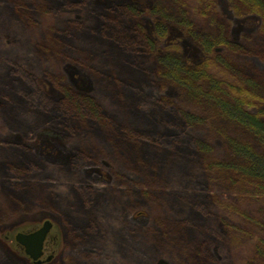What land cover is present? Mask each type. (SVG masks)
<instances>
[{"label": "trees", "instance_id": "obj_1", "mask_svg": "<svg viewBox=\"0 0 264 264\" xmlns=\"http://www.w3.org/2000/svg\"><path fill=\"white\" fill-rule=\"evenodd\" d=\"M31 1L0 0V44L7 45L9 40H5L3 36H11L16 45L22 47L19 52L7 49L8 52L16 54L15 57L10 56L17 64L24 60V55L33 51L35 42L42 46V38L37 34L40 24L43 23L45 33L54 27L42 15L45 11L30 9ZM79 1L84 3V0H78L75 5L80 6ZM169 1L150 0L152 5L147 4L148 0L135 5L113 3L107 7L108 11L101 12L91 11L84 3L80 14L86 12L90 15L91 11V15H97L101 21L100 30L96 29L94 22L88 26L77 24L78 27H84L77 38L73 30L66 29L69 28L67 25L57 31L55 46L58 42V48H63L62 51L67 57L81 59L86 50L90 54H101L99 61L104 64L94 69L104 79H113L112 84L116 85L117 93L123 94L122 89L125 91L128 88L134 97H125L124 104L117 103L112 108L104 104L103 107L97 106L88 99V111L82 113L80 110L75 113L76 121L72 119L75 114L59 120V113L54 112V109H40L44 115L53 113V118L50 117L49 120L50 128L60 132L67 130L64 137L68 139V143L61 133L58 134L63 137L70 152L79 150L86 154L85 161L79 165L71 164L74 169L65 168L61 171L57 168V174L48 166V162L43 166L45 156L36 147L44 145H39L36 137L42 136L46 131L44 126L47 125V120L43 122L39 119V122L36 118L27 122L21 121L18 116L20 114L16 119L9 114L20 124L17 131L23 138L25 135L29 139L17 142L4 139L10 146L11 150L8 152L12 157L6 156L7 162L0 166V226L7 225L11 219L23 212L22 209L29 211L33 207L53 205V199L63 203L66 209L71 208L59 195L42 189L50 187H47L48 184L41 185L40 181L50 177L55 180L60 176L67 179H86L88 171L83 170L94 167L90 164L92 152L84 151L83 145L75 141L76 136H82L78 133L83 126L82 120L86 122L84 126H92L95 130L108 121H116L121 127L131 128L134 133L138 131L137 138H140L142 147H136L135 160L137 165L143 167L149 179L152 182L158 180L165 187L171 181H176L171 183L174 191L170 195L168 193L167 197L162 198L160 194L153 200L163 202L159 203L160 208L155 211L157 213L152 214V236L161 234L166 237L153 242L165 250H157L161 253L159 256H152L150 250H133L135 245L141 243L131 239V236L135 237L134 224L132 230L125 235L108 224L114 235L119 232L121 234L120 244L123 250H116L114 257L117 264H170V251L175 255L173 250H176L172 245L171 235L178 229V225H184L183 247L187 249L186 253H193V264H264V61L257 57L258 54L264 56V27L247 40H234L226 33L222 22L225 20L217 13L221 21L217 22L215 32L206 34L205 37L206 35L197 33L191 21H186L184 6L180 0H172L176 5L175 10L170 9L172 4ZM232 2L237 14L259 12L264 24V0ZM36 11L41 14V18L36 16ZM146 13L154 22L151 33H148L145 26V18L148 17ZM47 14L54 19L51 13ZM70 17L64 18L65 22H77V18ZM172 26L181 29L183 34L200 44L205 58L200 61L188 60L175 54L173 48H165L164 39ZM92 34L100 35L101 43L104 42L106 46L108 39H104V35L125 40L127 44H121V49L116 47L120 52L115 53L114 50L108 53L101 43L92 40L95 38L91 37ZM60 35L68 39L67 46L64 47L59 41ZM71 37L78 41L84 39L80 44L76 43V51L73 50L75 41ZM3 46H0V56L9 55L6 51L3 52ZM219 47L222 50L219 51ZM22 51L23 56L19 54ZM107 54H111L112 58L108 59ZM251 58L262 62L255 74H249L242 67L243 61ZM5 89L0 90V95L4 97L6 109L10 111L11 107L16 108L18 105L15 102L18 98L15 99L14 95L11 98ZM165 90H170L172 95H167ZM140 101L141 103L135 104ZM30 104L38 108L35 103ZM133 104L135 105L132 106ZM118 105L128 111L127 121L118 122L114 118L122 111ZM198 130L203 131L204 135L198 134ZM30 132L37 135L31 138ZM130 134L133 135L132 132ZM225 144L232 152L231 156H228V151L222 155ZM51 171H54L52 173L55 176L51 175ZM109 174L113 176V172ZM98 191L96 195L99 198H95L96 195L92 192V195L88 194L89 200L100 203L105 189ZM113 201L114 199L111 202ZM145 203L146 201L136 198L130 205L132 208H139L146 206ZM69 213L67 211L68 215ZM62 215L64 218L68 217L64 212ZM140 215L143 216L142 213ZM102 219V214H99V220ZM72 221L71 228L75 234L72 241L81 239L78 233L81 234L82 231L86 232L85 235L89 231H102L96 224L84 228L82 224ZM118 246L117 243V248L120 247ZM155 246V249L158 248ZM72 251L76 256L72 258L70 255L72 263L67 260L65 264H99L97 250ZM0 252V264H16L3 250ZM103 261V264H116L110 258Z\"/></svg>", "mask_w": 264, "mask_h": 264}, {"label": "rangeland", "instance_id": "obj_2", "mask_svg": "<svg viewBox=\"0 0 264 264\" xmlns=\"http://www.w3.org/2000/svg\"><path fill=\"white\" fill-rule=\"evenodd\" d=\"M142 1L144 0H84V3L91 11L98 10L101 12L102 10L108 11L107 7L113 3H129L135 5ZM77 2L78 0L31 1L29 4L30 9L45 11L42 15L51 21L54 27L52 29L50 28V32L47 30L45 33L43 23L40 24L37 34L42 38V46L38 42H35L32 48L33 51H30L31 53L24 56V51L19 53L24 59L20 64H17L11 57H15L16 54L8 52L7 49L19 52L22 47L16 45L13 37L3 36V38L9 40V42L7 45L3 46V44H0V46H3V52L6 51L9 55L0 56V90L6 88L5 91L9 93L8 95L11 98L13 95L15 99L18 98V101L15 100V102H18V105L16 108L11 107L10 111L7 110L5 99L0 95V166L3 165L4 162H7L6 156L11 155L8 152L11 150L10 146H8L7 141L4 140L5 138L13 139L15 142L23 141L24 139L28 141L29 139L25 135L23 138L17 131V129L20 128V124H18V121L12 119L10 115H13L15 118L20 114L18 116H20L19 118H21V121L27 122H29L30 119L36 118L38 121L42 119L43 122L47 120V123H45L47 125L44 126L46 131L42 133V136L38 135L36 137L39 141V145L41 143H44V145L36 147L37 149L39 148L38 152L45 156L44 167L45 162H48V166L52 167L54 171L57 168L63 171L65 168L72 169L73 167L71 164L79 165L83 160L85 161L86 154H82L79 150H72L70 152L68 146L64 144L65 141L67 143L69 142L68 139L64 137L68 133L67 130L64 129V132H60L52 127L50 128L51 121L49 120L53 118V113H45L46 115H44L40 112V109H54V112L59 113V120H62L63 117H72L71 115L80 110L82 113H86V111H88L86 105L88 99L97 106H102V104H104L105 106L107 105L108 108H112V106L117 105V103L124 104V102H126L125 97H130L129 99L134 97L133 93L127 90L128 88H125V91L122 89L123 94L117 93L115 90L116 85L112 84L113 79L110 81L105 78V80L103 75L94 69V67H99L101 64H104L99 61L101 59V54H90L89 50H86V52L84 51V53H82L81 59L73 60L74 58L67 57L63 53V48H58V42L55 46L57 41L56 37L58 36L57 31L65 28L66 25L69 27L66 29L73 30L76 38L80 30L82 31L84 28L78 27L77 24L79 23H81V26H88L90 23L95 22L96 29L100 30L101 21L97 15L96 17L91 15V11L89 15L84 10L85 13L83 15L80 14L82 9H84V3L82 4V1H79L80 6H77L75 5ZM169 2L172 4L170 9L175 10L176 5L174 1L170 0ZM180 2L181 5L184 6L186 21H191L192 27H194V29L196 28L195 30L197 33L201 35L213 34L215 32L218 26L216 25L217 22H219V20L221 21V19L217 17V13L225 20L222 21L225 26V31L226 33L228 32L227 34H229V37L234 40H247L264 27L263 18L259 12L247 11L243 15L237 14L236 11H234L232 0H180ZM147 4L152 5L150 4V0H148ZM46 11H49L47 13H51L54 19H52ZM146 15L148 17L145 18V26L148 29V33H151L153 32L152 28L154 22L149 18L151 17L150 15L147 13ZM36 16L41 18V14L37 11ZM70 16L77 18L75 19L77 22L72 24L65 22L64 18H71ZM181 31V29L178 30L173 26L170 27L168 35L164 39L165 43L163 46L167 49L173 48V52L184 59L194 61L204 59L205 55L202 53L201 45L194 42L192 38L183 34ZM104 36L106 37H103L104 39H108V42H106L107 46L103 44L104 42L101 43L102 39L100 35H91V37H95L92 38V40L101 43L108 53H112L114 50L115 53L120 52L116 47H120L121 49L123 48L121 44H125V46L127 44L125 40L122 41L111 38L108 35ZM59 37L61 39H59V41L64 47L67 46L68 42L66 40L68 39L63 35ZM205 37H207V35ZM71 38L75 41L73 44L75 48L73 50L76 51V43L80 44L84 39L82 38L81 41H78V39L74 40L73 37ZM74 46L70 47L73 48ZM218 50H222V47H219ZM107 56L108 59L112 58L111 54H107ZM257 57H261L260 59L264 61L263 55L258 54ZM254 59L244 60L242 63L244 71L247 70L249 74H255L257 68L262 65V62ZM245 63H247V65ZM252 64H256V66L253 67ZM126 90L128 94H126ZM164 92L167 95H172L170 90H165ZM31 102L35 103L38 108L33 107V105L30 104ZM139 103H141V101L135 104ZM118 107L120 106L118 105ZM121 110L122 111L118 112L114 118L119 120L118 122L122 120L127 121L129 119L128 111L125 110V107L121 108ZM83 115L85 116L86 114ZM133 115H135V113ZM74 117H76V114L72 117V119L76 121L77 119ZM129 121L134 124L132 120ZM84 123L86 122L82 120L83 126L79 128L78 131L82 136L77 137L75 134V141L81 146L83 145L82 148L84 151L88 153L92 152L90 153L92 157L90 164L94 169L83 170L88 171L86 179H67L60 176L55 180H52V177H50L40 181L41 185L48 184L47 187H50V189L46 187H42V189L50 190L54 195H59L71 208L68 207L69 209H66L63 203L53 199V205L48 207H33L30 208L29 211L22 209L21 211L23 212H20L18 216L11 219L7 225L0 226V250H3L7 257L16 264H34L18 245L15 239L16 233L19 231L36 229L40 227L46 219H50L53 222V227L48 235L45 245V254L42 258L45 259L50 254H53V257L51 260L45 261L42 264H65L67 260H70V255H72V258L76 256L71 250H78L79 252L84 250H97L96 254L99 257L97 261L99 264H103V259L107 261V258L116 261L114 257L116 256V250H123L120 244V232L124 235L127 234L128 231L132 230V224H134L135 228L133 229L135 237L131 236V239H133V241L136 240L138 243L141 242L135 245L133 250H150L152 256H159L161 254L157 252V250H165L164 247L153 242V240L161 241V238L166 239V237L161 234H157L155 237L152 236L153 231L151 229L154 224L152 214L154 215L157 213L155 211L160 208L159 203L163 202L161 200H153L160 194H162V198L167 197L168 193L170 195V192L174 191L171 189L173 188L171 183H176V181H171L168 187H165L166 185L164 186V183L158 180L152 182L145 170L142 169L143 167L137 165V160H135L136 147H142V144L139 142L140 138H137L138 131L134 133L131 128L128 129L126 126L121 127L116 121H108L102 124L100 129L97 128L96 130L92 126H84ZM130 132L133 133L132 136ZM58 133L62 134L65 141ZM30 134L31 138L37 135V133L35 135L34 132H30ZM198 134L204 135L201 130H198ZM153 135L158 136V134ZM159 137L161 138V136ZM70 141H72V139ZM225 146L226 147L222 149L224 151L222 155L227 154L226 151H228V156H231L232 152L227 149L226 144ZM54 171H51V173ZM109 172H113V176H111ZM51 175L55 176L53 173ZM102 188L105 189V192L102 193L104 195L100 203L94 202L91 199L89 200L88 194L92 195L91 193L93 192L96 195V193L99 192L98 189ZM144 190L146 191L144 192ZM95 198H99V195H96ZM136 198L146 201V206H141L139 208L135 206L132 208L130 204L133 203ZM1 199L2 197H0V201ZM112 199H114L113 202H111ZM147 210L150 213L147 212ZM67 211L68 213L70 212L69 215ZM62 212L68 217H62ZM141 213L143 216L140 215ZM99 214L103 216L101 221L99 220ZM70 216L72 217L70 218ZM72 220L78 222L80 225L82 224L81 226L84 228L96 224L102 231H89L87 235H85V231H82L83 233L81 234L76 232L81 239L72 241V236H75L71 228L73 225ZM108 224L112 225L120 232L114 235L108 227ZM184 230V225H178V229L171 235L172 245L176 250H173L175 255L170 251V264H193L191 263L194 257L193 253H186L187 249L183 247L182 236L184 235ZM117 243L120 246H118L119 248H117ZM155 244L158 246H155ZM154 246L158 248L155 249ZM129 248L128 250H130ZM168 250H171V248ZM181 253L183 254L181 255ZM68 262H71V260ZM96 264L98 263L96 262ZM111 264H115V262Z\"/></svg>", "mask_w": 264, "mask_h": 264}, {"label": "water", "instance_id": "obj_3", "mask_svg": "<svg viewBox=\"0 0 264 264\" xmlns=\"http://www.w3.org/2000/svg\"><path fill=\"white\" fill-rule=\"evenodd\" d=\"M52 227L53 222L46 219L40 227L28 231H19L15 235L18 245L34 264H42L53 257V254H50L45 259L42 258L45 254L46 241Z\"/></svg>", "mask_w": 264, "mask_h": 264}, {"label": "flooded vegetation", "instance_id": "obj_4", "mask_svg": "<svg viewBox=\"0 0 264 264\" xmlns=\"http://www.w3.org/2000/svg\"><path fill=\"white\" fill-rule=\"evenodd\" d=\"M45 250H46V248H45Z\"/></svg>", "mask_w": 264, "mask_h": 264}]
</instances>
